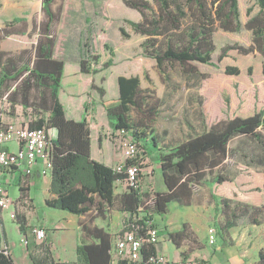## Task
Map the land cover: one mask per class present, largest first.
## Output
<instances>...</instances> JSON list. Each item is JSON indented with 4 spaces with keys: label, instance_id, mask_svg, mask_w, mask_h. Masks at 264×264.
I'll return each instance as SVG.
<instances>
[{
    "label": "trees",
    "instance_id": "16d2710c",
    "mask_svg": "<svg viewBox=\"0 0 264 264\" xmlns=\"http://www.w3.org/2000/svg\"><path fill=\"white\" fill-rule=\"evenodd\" d=\"M256 1L260 12L244 25L252 33L251 45L223 47L220 62L228 58L232 50L241 55L259 54L264 58V0ZM55 2L42 0L44 21L40 26L35 18H16L0 29V44L4 47L0 49V99L6 96L12 107L20 105L29 111L32 116L30 129H52L57 133L51 145L53 168L49 192L52 197L47 199V206L79 217L96 212L95 218L105 219L108 212L128 213L130 218L125 221V227L129 226L143 238L142 260H120L118 264H153L152 259L158 252L155 245L147 242L148 223L157 228L153 224L154 215L167 214L172 202L191 205L195 187L208 176L214 175L216 184L231 182L229 176L216 171L229 160L230 144L236 137H249L259 144L263 153H258L253 162L264 165V111L245 118L219 121L202 134L176 146L161 147L154 137L148 154L159 165L167 191L127 189L121 196H116V184L123 175L93 159L90 124L85 120L69 119L59 97L65 62L54 57L56 40L53 33L60 20V11L56 13L53 9ZM123 3L140 13L139 22H125L136 35L145 37L141 44L142 56L156 62L165 83L172 66L181 67L182 73L190 77L201 75L197 64H213L217 49L214 36L218 28L228 33H239L243 29L238 0H123ZM36 10L37 7L33 13ZM120 32L124 37H130L124 27ZM15 38L26 47L18 56L13 55L15 50L5 47V42ZM112 65L108 62L103 69ZM80 71L83 74L100 72L85 55L80 60ZM225 73L239 76L241 71L237 66H227ZM118 87V102L106 106L110 126L115 131L129 132L135 141L143 144L148 137L147 131H152L151 125L157 119L161 101L155 98L153 91L143 87L139 76H120ZM92 89H96L94 84ZM98 89L103 97L105 90ZM132 111L139 117L136 123L131 119ZM27 191L24 185L20 186V199L24 202L28 200ZM215 200L216 217L224 216L220 229L226 235L245 218L254 226L264 225V204L253 205L228 198ZM14 221L20 232L27 236V217L18 211ZM81 226L91 241L78 245L76 264H114L113 236L97 226L84 223ZM170 238L180 248L189 238L187 226L182 232L172 233ZM27 246L33 264H58L46 240L36 246L37 249H30L29 241ZM0 264H16L7 249L0 250ZM254 264H264V248L260 249Z\"/></svg>",
    "mask_w": 264,
    "mask_h": 264
},
{
    "label": "rangeland",
    "instance_id": "374dc122",
    "mask_svg": "<svg viewBox=\"0 0 264 264\" xmlns=\"http://www.w3.org/2000/svg\"><path fill=\"white\" fill-rule=\"evenodd\" d=\"M22 1V5H16L0 0L1 24L5 25L16 17H22L24 20L33 18L39 20L44 17L41 9L39 12L37 8L33 13L32 0ZM148 1L152 2L153 0ZM238 3L243 29L239 33H228L217 29L214 36L217 49L213 55V64H197L202 76L190 77H186L182 73L181 67L172 66L168 71L167 83H165L157 69L156 62L153 59L141 58L138 37L131 36V33L128 32L129 24L124 23V20L121 21L130 17H141L138 11L126 7L123 0H57L55 2L54 11L56 13L60 11V17H63L61 25L54 28V36L62 45L58 53L59 56H63V42L66 40L68 42L67 52L63 59L68 65L60 91L61 99L67 108H70V101L80 100L86 97L89 92L85 85L87 76L74 75V70L79 64L76 60L84 55L99 71L103 70L106 63L111 62L113 65L110 67L112 70L108 72V79L114 72L140 76L143 87L153 91L155 98L161 101L157 119L151 125L152 131H147L148 137L143 143L148 150L144 148L145 164L140 182L146 189L155 185L157 190H161L164 185L159 165L148 154V151L152 149L154 137L161 147L176 146L202 134L219 121L235 117L245 118L264 111V58L259 54L245 56L232 50L229 52L228 58L219 61L223 47L234 44L248 47L252 42V33L247 31L244 25L260 12V7L256 0H238ZM32 14L34 17H31ZM121 26H124L130 35L129 38L122 35L119 29ZM66 30L68 31L66 32ZM65 33L70 36L67 37ZM19 41L20 39L15 38L5 42L6 48L15 50L13 53L15 56L20 54V50H17L18 47L22 44L24 47V43L20 44ZM227 66L239 67L241 74L239 76L227 75L225 73ZM97 92L100 94L99 89ZM130 115L134 123L139 120L135 111H132ZM262 133L264 134V129ZM230 149L229 160L216 173L227 175L232 181L216 184L215 176H208L202 184L195 187L194 197L191 201L192 207L185 208L172 204L170 215L166 217L168 221H176L184 215L192 218L196 222V229L199 230L198 235L202 238L205 234L202 228L207 226L206 238L203 242H195L196 247L193 249L196 250V257L186 263H205L204 253L208 249H213L208 241L209 227L213 226L218 230L219 243L222 245L221 239L226 236V233L220 229L224 223V216L216 217L215 199L219 201L222 198H228L253 205L264 203V165L261 166L253 162L258 153H263V149L252 138L244 136L236 137L231 142ZM7 187L10 188V198H15L17 192L15 184L11 182L7 184ZM36 204L38 208L36 210L45 220L48 228H53L58 222L64 223L69 228L66 233L62 232L65 235H61L62 233L53 235L52 232L50 239H53L55 243V257L68 260L69 264H73L71 261L77 257L75 249L76 218L61 215L59 214L60 210L45 208L41 204L40 195L36 198ZM41 207L45 209V212ZM63 213L68 214L67 212ZM66 217L73 220H63ZM199 217L205 219L203 224L199 222ZM129 218L130 216H124L119 219L117 217L114 220L112 217L109 219V224H112L113 242L123 232L125 221ZM154 218L157 221L166 220L161 215H155ZM232 231L238 241L244 239L243 249L246 251L248 260L256 256L257 249L264 247V225L254 226L245 218L240 220L239 226ZM33 248H35L34 245Z\"/></svg>",
    "mask_w": 264,
    "mask_h": 264
},
{
    "label": "crops",
    "instance_id": "0c3cea01",
    "mask_svg": "<svg viewBox=\"0 0 264 264\" xmlns=\"http://www.w3.org/2000/svg\"><path fill=\"white\" fill-rule=\"evenodd\" d=\"M5 3L22 5L23 1L22 0H5ZM31 5L34 8L37 7L39 9V12H40V9L42 10V0H32ZM64 11H65V8H64ZM64 11H63V14H64ZM16 18L22 19V17H16ZM16 18L11 20L10 22L14 21ZM140 20H141V17H130V18L122 19L121 21L125 23V21L139 22ZM36 21H37V24L40 26L42 21H44V17H41L39 20L36 19ZM62 21H63V17H60V20L55 26V29L59 24L61 25ZM7 24L3 25L0 23V29L4 28ZM121 27H124V26H121ZM129 28L130 30L128 32L131 33V36L138 37V40H139L138 49L141 50V58H145L142 56V48H141V44L144 42L145 37L141 35H136L130 25H129ZM67 31L68 30H66V32ZM54 33H55V30H54ZM66 35L67 37L70 36V34L69 36L68 34ZM55 40H56V46H55L54 57L56 59L63 60L67 52L68 42L67 40L63 42L64 43L63 45L64 48L62 49L63 56H59L58 53L60 51V46L62 45L56 37H55ZM79 44H80V40L78 42V48H79ZM1 48L4 49V47H2V44H1ZM23 49H26V47H22L17 50L22 51ZM80 60H81V57H79L78 60H76L78 61L79 64L74 70V75L75 76L76 75L77 76H80V75L87 76V81L85 82V85L87 86V91H89L87 93V96L81 98L80 100L78 99L75 102L70 101V108H67L66 104L61 99L60 93H59V97L65 108L66 115L69 119H72L75 121L85 120L90 124L93 159L99 162H102L106 164L107 166L115 168L116 165L122 162L123 158L121 156V153L118 151L117 147L115 146L118 133L110 126L107 113H106V106L115 104L118 102V99H119L118 78L120 76L129 77V76H138V75L126 74L124 72L123 74L114 72V74L112 73L111 78L108 79L107 75H108V72L112 70L111 68L100 70L98 74H83L80 71ZM67 65L68 64L65 62V68H64L63 78H62V86H63L65 72L67 70ZM93 84L96 86V89H92ZM101 86L105 90V95L103 97L101 96V94L97 92L98 88H102ZM71 100L73 99L71 98ZM31 119H32L31 113L29 111L24 110L22 106L16 105L15 107H12V105L6 100V96L0 99V123L2 125L4 126L14 125L17 127H24V126L27 127L29 126V122L31 121ZM56 136H57L56 131H53L52 132L53 141L56 139ZM5 147L10 152H16L20 149V146L17 143H9ZM160 173L162 176L161 170H160ZM4 177H5L4 179L9 180L10 183L11 182L14 183L17 188V192L15 193V198H12V199L14 201L21 202V206L19 209H17V212L19 211V213H22L27 217L29 229L27 232V236L22 234L19 230V225L10 216V211L12 209L8 211H4L0 208V250L7 249L16 264H33L31 257H30L29 248L26 245L25 240L29 241L30 249H33V245L34 247L39 246L41 245V242L43 243L44 240H46L47 243L51 247L55 261L58 264H69L70 262L68 260H63L59 257L57 258L55 257V243L53 242V239L52 240L50 239L52 232H53V235L60 234L62 232L66 233L69 228L64 223H61V222L56 223L55 226H53V228H48L46 226L45 220L42 219V217L38 213L37 211L38 208L36 206L37 205L36 198L38 197V195H40L41 204L47 209H53V208H49L46 204L47 199L52 197L49 192L51 181H52V176L50 175L48 177H44L42 174L41 164L39 163L33 169V172L30 176H23V172L21 169H13L8 172H4ZM21 185H24L26 188H28V191H27L28 200H27L26 207L24 206V201L20 199L22 196L20 192ZM151 188L157 192L167 191V187L165 184L162 185L161 190H157L155 185H152ZM142 189L147 190L145 186H142ZM8 191L10 194V188H8ZM126 191L127 189L123 185L116 184V190H115L116 196H121ZM172 204H177L185 208H190L193 206V204L189 206H184L176 202H172L169 204L168 213L165 215H161V216L166 218L167 216L170 215ZM41 208L43 209V207ZM43 210L45 212V209ZM63 212L65 211H61V213L59 214L71 216V218H74V219L76 218L75 220H76L77 228L75 230L76 232L75 249H77L78 245L83 244V243H89L91 241L84 234L81 223L102 228L107 233L113 236L112 228H111L112 224H109V219L111 217L113 220L116 217L118 219L124 216L129 217L128 213H123V212H118V211H113L110 213L108 212L107 217L105 219L100 218V217L95 218L96 212H92L90 215L81 216V217L67 212L68 214H70L68 215ZM69 218L70 217H66L63 220H67ZM69 220L72 221L73 219H69ZM204 221H205L204 218L199 219V222L201 224H203ZM153 222L160 230L161 241L159 245L157 246V252L160 254L167 255L169 259L171 260L172 264H191V262L186 263V261H190L191 258L193 259L196 257L195 255L196 250L193 249L196 247L195 242L196 243L203 242V240L206 238V234H207L206 227L207 226H204V228H202V231L204 230V233H205L202 238L201 236L198 235L199 230L196 229L195 227L196 222L192 218H188L185 215L176 221H173V220L168 221L167 218L166 220L162 219V221H157L154 218ZM186 226H187V235H189V238H186L182 242L181 247L178 248L176 247V245L170 238V235L172 233H178V232L184 231ZM35 230L44 231L45 238H41L39 234H36L34 232ZM61 235H65V234L62 233ZM20 236H21V240H20ZM190 236H191V239H190ZM192 239H194L195 241ZM219 239H220V235L218 236L217 244L211 247L213 249L212 250L208 249V251L204 253L205 258H206L205 259L206 261L204 264H254L258 261V253L260 249L264 248L262 247L260 249H257L256 256L248 260L246 251H244L243 249L244 239L238 241L232 229L229 231L228 235H226L224 238L221 239L222 245H220ZM76 262H77V257L74 258L73 261H71V263L73 264H76Z\"/></svg>",
    "mask_w": 264,
    "mask_h": 264
},
{
    "label": "built area",
    "instance_id": "2783aa9c",
    "mask_svg": "<svg viewBox=\"0 0 264 264\" xmlns=\"http://www.w3.org/2000/svg\"><path fill=\"white\" fill-rule=\"evenodd\" d=\"M52 129H30L28 126L17 127L14 125L4 126L0 123V208L4 211H10L13 220L16 219L17 209L21 202L10 198L7 184L9 180L4 179V172L13 169H21L23 176H30L33 169L40 163L42 174L48 177L52 172L51 145L53 142ZM115 146L121 153L122 162L115 166L117 173L123 175V179L117 184L123 185L126 189L141 190V176L144 171L145 149L142 143L134 140L129 132L125 130L117 131ZM9 143H17L20 149L16 152H10L6 149ZM152 202V201H150ZM24 203H27L25 201ZM149 227L146 231L147 242L159 245L160 230ZM41 238H45L44 231H34ZM219 232L215 227H210L208 231V241L211 246L218 242ZM26 245L28 241L25 240ZM143 238L139 237L134 230L125 227L123 232L114 240L112 255L113 263L118 264L120 260L138 262L142 260ZM153 264H172L169 257L165 254L157 253L152 259Z\"/></svg>",
    "mask_w": 264,
    "mask_h": 264
}]
</instances>
